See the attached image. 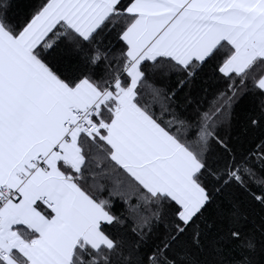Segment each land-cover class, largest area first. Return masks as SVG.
Segmentation results:
<instances>
[{"label":"snow or ice","instance_id":"6c2138e0","mask_svg":"<svg viewBox=\"0 0 264 264\" xmlns=\"http://www.w3.org/2000/svg\"><path fill=\"white\" fill-rule=\"evenodd\" d=\"M0 264H264V0H0Z\"/></svg>","mask_w":264,"mask_h":264}]
</instances>
